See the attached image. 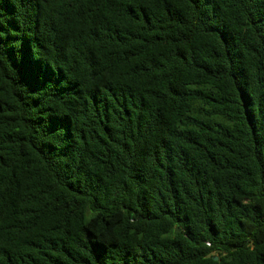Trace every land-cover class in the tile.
Returning <instances> with one entry per match:
<instances>
[{"label": "trees", "instance_id": "trees-1", "mask_svg": "<svg viewBox=\"0 0 264 264\" xmlns=\"http://www.w3.org/2000/svg\"><path fill=\"white\" fill-rule=\"evenodd\" d=\"M0 264H264V0H0Z\"/></svg>", "mask_w": 264, "mask_h": 264}, {"label": "water", "instance_id": "water-1", "mask_svg": "<svg viewBox=\"0 0 264 264\" xmlns=\"http://www.w3.org/2000/svg\"><path fill=\"white\" fill-rule=\"evenodd\" d=\"M215 260H217V258H215Z\"/></svg>", "mask_w": 264, "mask_h": 264}]
</instances>
